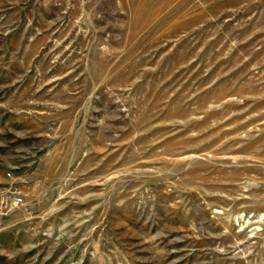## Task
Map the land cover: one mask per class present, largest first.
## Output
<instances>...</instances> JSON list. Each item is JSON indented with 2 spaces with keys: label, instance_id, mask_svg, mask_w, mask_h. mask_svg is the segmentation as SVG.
<instances>
[{
  "label": "rangeland",
  "instance_id": "374dc122",
  "mask_svg": "<svg viewBox=\"0 0 264 264\" xmlns=\"http://www.w3.org/2000/svg\"><path fill=\"white\" fill-rule=\"evenodd\" d=\"M0 264H264V0H0Z\"/></svg>",
  "mask_w": 264,
  "mask_h": 264
},
{
  "label": "built area",
  "instance_id": "2783aa9c",
  "mask_svg": "<svg viewBox=\"0 0 264 264\" xmlns=\"http://www.w3.org/2000/svg\"><path fill=\"white\" fill-rule=\"evenodd\" d=\"M17 201H20V199L18 198Z\"/></svg>",
  "mask_w": 264,
  "mask_h": 264
}]
</instances>
